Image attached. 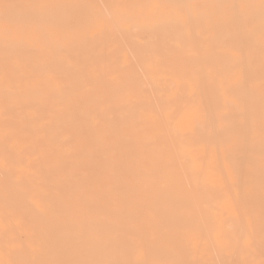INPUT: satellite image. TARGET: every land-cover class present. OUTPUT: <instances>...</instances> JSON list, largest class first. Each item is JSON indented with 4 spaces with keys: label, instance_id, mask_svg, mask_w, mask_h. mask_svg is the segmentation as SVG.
Masks as SVG:
<instances>
[{
    "label": "bare ground",
    "instance_id": "1",
    "mask_svg": "<svg viewBox=\"0 0 264 264\" xmlns=\"http://www.w3.org/2000/svg\"><path fill=\"white\" fill-rule=\"evenodd\" d=\"M0 264H264V0H0Z\"/></svg>",
    "mask_w": 264,
    "mask_h": 264
},
{
    "label": "rangeland",
    "instance_id": "2",
    "mask_svg": "<svg viewBox=\"0 0 264 264\" xmlns=\"http://www.w3.org/2000/svg\"><path fill=\"white\" fill-rule=\"evenodd\" d=\"M138 38H139V41L146 45L148 42H149V34L146 33V32H140L138 33Z\"/></svg>",
    "mask_w": 264,
    "mask_h": 264
}]
</instances>
